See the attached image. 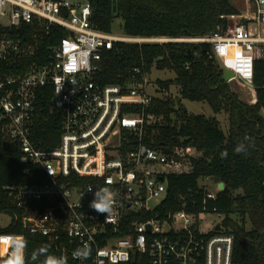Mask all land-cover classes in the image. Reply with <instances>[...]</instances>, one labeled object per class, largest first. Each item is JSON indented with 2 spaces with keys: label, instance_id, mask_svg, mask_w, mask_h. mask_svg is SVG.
I'll use <instances>...</instances> for the list:
<instances>
[{
  "label": "built area",
  "instance_id": "1",
  "mask_svg": "<svg viewBox=\"0 0 264 264\" xmlns=\"http://www.w3.org/2000/svg\"><path fill=\"white\" fill-rule=\"evenodd\" d=\"M243 4L238 12L219 15L225 24L207 35L177 38L99 31L88 0H0L1 61L35 55L53 27L67 31L60 43L48 46L44 63L21 74H0L2 139L19 148L24 172L43 175L38 183L6 189L22 227L42 237L50 255L66 264H231L234 236L222 225L224 216L206 230L203 212L169 211L164 217L157 212L167 175L189 173L199 155L191 144L145 142L163 121L151 111L155 99L174 97L173 91L143 69L145 62L116 83H100L95 74L103 52L117 41L194 40L209 44L207 54L233 73L229 81L250 87L254 62L264 51V0ZM48 86V110L60 116L58 143L49 147L33 138ZM102 186L116 194L107 217L89 207L95 188ZM23 239L24 234L0 233V264H25ZM85 245L88 255L79 257L76 250Z\"/></svg>",
  "mask_w": 264,
  "mask_h": 264
},
{
  "label": "trees",
  "instance_id": "2",
  "mask_svg": "<svg viewBox=\"0 0 264 264\" xmlns=\"http://www.w3.org/2000/svg\"><path fill=\"white\" fill-rule=\"evenodd\" d=\"M88 1L90 20L97 30L110 32L117 12L123 35L130 37H202L218 23L225 24L219 15L238 12L229 0ZM66 34L65 29L53 27L35 55L13 62L0 60L1 76L21 74L33 63H44L48 46L60 43ZM209 49L206 42L117 41L103 52L95 78L100 83L120 82L132 76L129 68L142 62L148 72L153 67L173 71L172 79L156 78L167 89L175 86L177 96L155 99L151 111L162 115L163 121L156 127L155 135L151 139L148 136L145 142L152 147L191 144L199 155L193 159L189 173L167 175L166 196L157 208L159 217L178 210L218 212L224 216L222 225L234 236L231 264H264V51L254 62L255 102L247 104L222 80L221 68L207 54ZM50 96L48 86L41 100L43 109L35 117L33 135L40 146L47 147L57 145L60 133L59 114L48 110ZM181 99L204 101L214 113L225 112L228 130H222L216 116L183 110ZM241 143L247 146L246 153L236 151ZM224 151H227L226 158L221 156ZM25 166L19 148L2 139L0 121V212L11 215L10 223L0 228V233L24 234L25 264H40L44 255L35 260L34 254L45 250L50 255V248L42 237L22 227L20 211L6 189L9 185L42 180L39 172L30 169L24 172ZM207 177L223 182V189L212 194L200 186L198 179Z\"/></svg>",
  "mask_w": 264,
  "mask_h": 264
},
{
  "label": "rangeland",
  "instance_id": "3",
  "mask_svg": "<svg viewBox=\"0 0 264 264\" xmlns=\"http://www.w3.org/2000/svg\"><path fill=\"white\" fill-rule=\"evenodd\" d=\"M71 1H78V0H71ZM83 1V0H80ZM239 11L243 9V0H229ZM121 19L118 18L116 15L112 22L111 32L114 34H118L123 36L121 31ZM193 42H197L194 41ZM151 76L153 79L160 78V79H172L174 77V73L171 70H159L156 68H152ZM229 85L230 90L237 95L239 100L244 103L252 104L255 102V91L254 89L244 86L240 82L236 80H231L226 82ZM171 90L173 91L174 95L177 96V88L175 86H171ZM183 106L192 113H202L206 117L209 116H216L219 119L220 126L224 132L228 130L229 122L228 116L225 112L221 111L220 113H214L211 107L204 101H192L188 99H181ZM264 115V110L262 111ZM217 181L213 180L212 178H200L198 179V184L200 186L205 187L208 191L215 193ZM203 224L202 227L204 229H208L211 224L219 222L223 215L218 212H203L201 214ZM11 221V215L7 212H0V228H5Z\"/></svg>",
  "mask_w": 264,
  "mask_h": 264
},
{
  "label": "clouds",
  "instance_id": "4",
  "mask_svg": "<svg viewBox=\"0 0 264 264\" xmlns=\"http://www.w3.org/2000/svg\"><path fill=\"white\" fill-rule=\"evenodd\" d=\"M236 151L238 153H246L247 146L241 143L237 146ZM222 158L227 157V151L221 153ZM88 192H93V188H89ZM116 194L107 186L97 187L93 192V199L89 203V207L99 213L106 214V217L111 213L115 203ZM77 255L79 257L86 258L89 252L88 246L85 245L82 248H78ZM40 255H44V260L40 261V264H66L63 257H56L54 255L45 254V250H41L40 253L34 254V259L39 260Z\"/></svg>",
  "mask_w": 264,
  "mask_h": 264
},
{
  "label": "water",
  "instance_id": "5",
  "mask_svg": "<svg viewBox=\"0 0 264 264\" xmlns=\"http://www.w3.org/2000/svg\"><path fill=\"white\" fill-rule=\"evenodd\" d=\"M113 1H116V0H113ZM116 13L117 12H114V15H116ZM232 77H233V73L230 70H228L226 68H222L221 69V78H222V80L224 82L229 81V79L232 78ZM248 86H250L251 88H253V84L252 83H248ZM183 110H186V108L184 106H183ZM164 150L167 151L166 148ZM159 178L161 179V177H159ZM217 186H218V189L219 190H222L223 187H224V184H223V182H218ZM25 223L26 224H29L30 222L27 220V221H25ZM218 227H219V225H216V228H218Z\"/></svg>",
  "mask_w": 264,
  "mask_h": 264
}]
</instances>
